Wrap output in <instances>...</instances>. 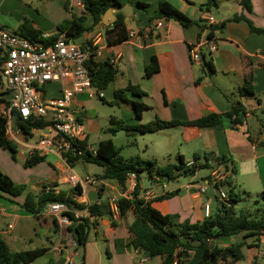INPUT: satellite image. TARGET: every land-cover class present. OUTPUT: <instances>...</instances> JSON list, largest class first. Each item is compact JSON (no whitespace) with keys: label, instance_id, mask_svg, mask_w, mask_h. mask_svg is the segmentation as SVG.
I'll return each mask as SVG.
<instances>
[{"label":"crops","instance_id":"crops-1","mask_svg":"<svg viewBox=\"0 0 264 264\" xmlns=\"http://www.w3.org/2000/svg\"><path fill=\"white\" fill-rule=\"evenodd\" d=\"M137 1L147 3L148 7L137 6L135 4ZM169 1L194 22L184 26L174 19H153L158 11L159 0H123V6L115 11V15L117 17L120 12L125 17L129 32L127 40L108 44L105 35L106 25H101L88 34L87 38L94 44L95 59L104 62L116 58L114 64L118 72L106 88L93 87V96L88 92L77 93L72 99V105L83 125L82 141L90 147L97 148L101 140L110 138L103 137L101 132L110 133L112 117L127 124H147L156 119L192 122L211 113H227L235 103L242 104L246 108L247 116L244 124L239 126L232 125L231 119L224 118L221 127H198L190 124L171 126L154 132L127 131L128 135L133 137L145 134L171 137V132H174V139L186 144L190 149L185 150L191 153L192 157L197 154L202 162L204 157H209L212 168H207V172L202 174L201 169L198 170L196 177L191 176V181L182 187L167 189L165 179L155 176L151 178L150 188H147L143 181L136 178L138 197L149 201L159 212L177 216L178 223L187 220L191 223H201L208 215H216L219 211L217 190L211 183L206 185L203 193L187 188V185L193 181L208 183L213 170L219 164L224 165L220 161L222 157L228 161L227 179L234 184L236 191L247 199H257L264 191V146L260 143L264 140L261 130L264 123V33L252 30L249 23L251 21L255 27L264 29V0H252L251 11L246 10L241 0ZM206 11L214 14L219 21H223V28H218L220 24L218 23L217 27L208 29L203 20ZM82 13L83 8L78 5V0H0V27L17 32L24 19L28 18L35 28L42 31L44 37H48L58 33L57 27L61 22ZM235 16L244 18L235 20L233 19ZM158 20H166V25L157 28L155 23ZM92 23L93 18L88 15L87 24ZM130 33L134 35L130 36ZM208 34L214 37L215 51L209 52L203 47L202 61H192L190 47ZM153 58L157 59L158 70L147 77L145 67ZM204 58L212 62L213 72L204 65ZM68 83V80L48 83L46 89H53L57 84L58 88L53 90L50 96H45H59L61 87ZM129 84L138 86L144 94L126 91L127 100L118 99L116 91ZM246 86L252 88L253 94L240 93V88ZM43 89L45 90V87ZM5 90L0 72V96L5 95ZM98 92L103 95L100 96ZM97 98L107 103L114 113L118 111L121 115H109L108 127L102 126L104 124L100 122ZM132 101L146 106L140 118L136 116ZM16 120L17 117L14 122L16 127H19ZM26 135H32V132L30 134L22 132L12 140L22 162L32 154V148L36 143L27 141ZM93 136L99 140L97 142L91 140ZM162 144L170 145V142L162 141ZM167 153L169 152H164ZM45 156V161L42 162L52 163L53 169L49 174L50 183L46 187L55 192L72 194L73 187L67 179L72 172L79 178L88 174L100 177L103 186L88 187L84 198L91 201L89 193L92 190L96 191L97 194L94 193L92 196L98 197L96 201L102 206L104 215L93 216L90 220L92 224L86 244L74 246L69 243L74 238L70 230L72 224L60 226L56 217L49 214L46 205L42 211L46 216L42 247L48 250L33 261V264H47L51 261L61 264L69 254L73 256L75 264H81L83 261L85 264H161L160 257L151 258L143 250L131 245L132 235L129 226L135 218L133 210L122 215L111 206L112 195L123 197L132 194L129 181L124 187L114 179H103L101 177L103 167L97 165L99 170H96L93 167L96 164L85 160L76 161L84 164L85 172H79L74 169L76 162L71 165L55 152L47 153ZM179 156H183L186 162L190 161L186 159L182 149L178 152ZM146 177L149 176L146 174ZM176 191L178 192L167 198H158L166 192ZM22 194L14 197L0 192V215L9 222L6 228H0V234L12 251H17L13 248L16 243L13 236L14 221L20 219L24 215L23 211H26L21 206L25 200L21 199ZM104 194L106 197L102 199ZM206 204L209 205L208 213ZM237 207L239 208L240 204ZM47 217L51 218L52 224L47 222ZM9 219H13L12 222ZM246 235V232H242L215 240L222 242L223 246H240L243 258L236 264H264V258L259 256V250L264 248V234ZM59 244L64 245L61 252L54 250ZM43 256L45 259L41 262ZM143 257L149 260L142 263L140 260Z\"/></svg>","mask_w":264,"mask_h":264},{"label":"trees","instance_id":"trees-1","mask_svg":"<svg viewBox=\"0 0 264 264\" xmlns=\"http://www.w3.org/2000/svg\"><path fill=\"white\" fill-rule=\"evenodd\" d=\"M83 1V13L81 15H74L71 19L61 22L57 27L58 33L55 35L44 37L42 31L35 28L33 22L28 18L24 19L17 32L30 38L32 41L43 42L45 44L53 43L58 35L64 32L69 38L80 39L83 44H90L89 38L84 37L85 30H89L95 24H98L103 14L109 8L120 9L123 6V0ZM135 4L142 8L148 7L147 3L139 1L135 2ZM241 4L246 10H252V0H241ZM88 15H91L93 18L91 25L87 24ZM241 18L244 17L235 16L233 19L239 20ZM153 19H174L184 26H189L194 22L169 0H159L158 11ZM219 23L218 28H223L224 22L219 21ZM249 23L252 30L264 33V29L255 27L251 21ZM105 35L108 44H116L129 38L125 17L122 13L119 12L117 19L110 25L105 26ZM1 61L2 59L0 58V63ZM204 65L210 72L214 71L210 60L208 61L204 58ZM87 66L93 86L97 89L106 88L115 79L118 72L111 60L104 62L97 61L95 59V51L90 56ZM157 70V59L153 58L145 67V76L149 77ZM126 91H131L138 95L144 94L138 86L129 84L125 88L118 89L116 97L126 101ZM239 91L241 94H253V90L249 86L240 88ZM2 101L4 99L0 96V103ZM131 103L135 107L137 118H140L141 112L146 106L134 101ZM246 116V108L240 103H235L227 113H211L192 122L162 121L156 119L147 124H127L121 119L112 117L109 131L112 134L120 130L145 133L171 126L190 124L198 127H221L224 118L231 119L232 125L239 126L244 124ZM16 121L26 133H30L33 128H43L47 124L44 120H22L20 116H17ZM261 127L264 134V123H262ZM250 139L253 140L251 137ZM260 143L264 146V140ZM85 145V141H80L79 147L83 148V154L77 156L68 155L65 157V160L71 165L78 160H85L101 166L104 169L103 175H101L103 179H114L124 187L130 173H135L138 178L140 173L147 172L150 178L159 176L160 178L171 180L182 174L193 176L195 172L202 168H212L209 157H204V161L202 162L201 157L197 154L193 157L195 165L191 168L187 167V162L183 156H179V163H169L166 166L158 165L155 160H143L139 157L124 159L121 158L120 151L111 138L103 139L99 142L96 154L87 150ZM0 148L9 149L13 154L17 151L16 144L6 135L5 119L2 117H0ZM45 157V155L32 153L26 159L25 165L33 166L45 161ZM220 161L227 169L229 168L226 158L222 157ZM221 184L226 186L229 195V205L218 199V213L216 215H208L201 223H191L188 220L178 223L177 216L162 214L149 201L138 197L137 185L130 196L121 197L118 202L120 214L123 215L133 210L135 215L134 221L129 226V231L132 235L131 245L136 249L143 250L151 258L160 257L161 264H219V262L226 261L229 258H232L235 262L241 260L243 254L239 245L221 247L214 245L212 241L222 237L234 236L242 232H246L248 236L264 234V191L257 198V201L262 206V215L256 218L249 210H242L240 207H237V205L244 199L247 200V198L236 191V187L229 179H226ZM24 188V185L15 184L12 178L0 169V192L15 197L22 194ZM81 192L82 188L80 185L71 190V195L62 191L55 192L54 190L47 193L43 189L37 194L38 201H35L36 196L29 193L21 206L24 210L36 214L51 202L76 204L77 202L74 198ZM177 192H166L158 198H167ZM81 206L83 207V205ZM90 212L96 217L104 215L102 206L98 201L91 202ZM91 224L90 219L86 217L81 221H74L70 226L77 246H84L86 244ZM47 250V248L42 247L31 250L12 251L0 234V264H27L45 254ZM47 264L58 263L51 261ZM81 264H85L84 261Z\"/></svg>","mask_w":264,"mask_h":264},{"label":"built area","instance_id":"built-area-1","mask_svg":"<svg viewBox=\"0 0 264 264\" xmlns=\"http://www.w3.org/2000/svg\"><path fill=\"white\" fill-rule=\"evenodd\" d=\"M78 5L84 9V1L78 0ZM203 20L208 29L218 25V18L209 11L204 12ZM166 25V20H158L155 23L157 28ZM134 35L130 33V36ZM206 47L209 52L216 49L214 37L208 34L206 37L190 47V58L194 62L202 61V49ZM94 52V44H83L76 39L69 38L66 33H60L53 43L32 41L30 38L18 32L0 27V72L5 85L4 99L0 103V117L5 119L6 135L11 140L24 132L19 126L16 127L14 120L20 116L22 120H44L51 129V134L41 136L33 146L32 153L46 155L50 152L57 153L62 159L68 155H82L84 150L79 147L82 141L83 125L77 117V112L72 105V99L77 93L88 92L93 96V83L89 74L88 60ZM112 58V62H116ZM69 81L61 87L60 95L57 97H46L43 88L53 81ZM100 96L103 94L98 92ZM36 128H33L35 130ZM30 132V133H31ZM26 133V132H24ZM27 133V134H30ZM8 137V138H9ZM9 138V139H10ZM85 148L96 154L97 149L85 145ZM195 165L194 160L187 162V167ZM198 172V171H197ZM197 172L193 175L196 177ZM136 174L130 173L128 181L131 190L134 191L138 185ZM228 178L227 168L219 164L212 172L208 183L193 181L187 188H193L199 193L205 191L206 185H214L218 193V199L229 205V195L226 186L221 183ZM68 182L74 188L80 185L82 192L75 196L76 204L65 202H51L47 206L49 214L56 217L60 226H69L74 221H81L83 218L90 220L94 215L90 212L91 201L84 198L88 187L100 188L103 181L96 175H85L79 178L75 173L68 175ZM52 189L44 187L49 193ZM126 194L123 197H128ZM117 195L110 197L112 208L119 210V199ZM83 205V207L81 206ZM206 212L209 205H205ZM11 227V225H10ZM76 246V240L72 238L69 242ZM64 245L59 244L55 251H63ZM259 256L264 258V248L259 250ZM149 259L141 258L145 263ZM33 264V262L27 263ZM61 264H75L72 255H66ZM219 264H236L232 258L221 261Z\"/></svg>","mask_w":264,"mask_h":264},{"label":"rangeland","instance_id":"rangeland-1","mask_svg":"<svg viewBox=\"0 0 264 264\" xmlns=\"http://www.w3.org/2000/svg\"><path fill=\"white\" fill-rule=\"evenodd\" d=\"M77 41H80L78 39ZM58 85V84H57ZM57 85L53 86V89H46L45 86V95L50 96L51 92L57 89ZM98 91V90H97ZM98 112L100 116L102 126H109V122L107 117L111 114H116L117 116H121L120 113L113 112L114 110L110 108L107 103H103L100 99L97 98ZM51 133V129L48 126L43 128H36L32 131V135H26V140L29 142H35L41 136H46ZM172 136H162V135H154V134H145L143 136L138 135L136 137L129 136L126 130H120L116 133V135H112L111 133L101 132L103 137H110L113 139L115 145L120 151L121 158L130 159L132 157H139L143 160H157L158 165L166 166L169 163L176 164L179 163L178 152L179 150H184L186 159L193 160L192 154L186 151L185 149H190L186 144H182L178 140L174 139V132H171ZM102 138V137H100ZM93 141L97 142L99 138L93 136ZM92 141V142H93ZM162 141H169L170 145H163ZM164 152H169L164 154ZM18 152L12 153L9 149L0 148V169L8 174L13 182L18 185H24L25 188L23 190V194L21 199H25L26 196L30 193L35 197V201H38L37 194L41 192L43 187L48 186L50 183L49 174L52 173V163L49 162H40L34 164L33 166H26L25 162H22L19 158ZM83 162H76L74 165V169L79 172H85V168L83 167ZM94 169L99 170L97 165H93ZM94 172V171H93ZM201 174L207 172V168L201 169ZM147 172H142L138 175L137 180H141L144 182V186L150 188L151 186V178L146 177ZM191 181V176L182 174L179 175L175 179L164 180L167 185V189H171L172 187H182ZM105 194L102 195V199H105ZM240 209L249 210L254 217L259 218L262 215V206L254 198L244 199L240 203ZM44 207L39 213L31 214L29 212L23 211V214L20 219L15 220V228L13 230V236L16 238V243L13 248H16L17 251L27 250L29 248H36L44 246V233L46 231V227L44 225V219L46 216L42 214ZM12 220L13 219H9ZM47 222L52 224L51 218L47 217ZM8 221L2 215H0V228H6L8 226ZM5 237L7 235H4ZM225 238V237H222ZM242 239V238H240ZM214 245L220 244L223 246L222 242L217 240L214 241ZM44 256L41 257V262L44 261Z\"/></svg>","mask_w":264,"mask_h":264},{"label":"water","instance_id":"water-1","mask_svg":"<svg viewBox=\"0 0 264 264\" xmlns=\"http://www.w3.org/2000/svg\"><path fill=\"white\" fill-rule=\"evenodd\" d=\"M115 11H117V9H113V8H109L102 16L101 21L98 24H95L91 29L89 30H85L84 32V37L87 38L88 34L91 32H94L95 30H97L101 25H108L113 23L117 17L115 15ZM148 176V174H147ZM97 194L96 191H90L89 193V199L91 201H96L97 200V196H92V194Z\"/></svg>","mask_w":264,"mask_h":264}]
</instances>
